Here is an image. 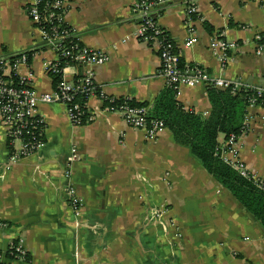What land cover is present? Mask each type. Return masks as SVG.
<instances>
[{
    "label": "crops",
    "instance_id": "obj_1",
    "mask_svg": "<svg viewBox=\"0 0 264 264\" xmlns=\"http://www.w3.org/2000/svg\"><path fill=\"white\" fill-rule=\"evenodd\" d=\"M32 0H0V57L38 49L20 76L33 74L42 93L54 91L45 61L56 53L42 49L39 30L27 13ZM135 0H75L65 22L82 44L106 53L101 66L83 65L67 77H87L113 98H132L151 107L166 90L157 50L136 38L140 19ZM199 42L188 38L184 6L173 1L159 13L160 26L178 46L182 66H199L211 75L264 86V0H197ZM207 26L214 29L213 33ZM238 43L222 66L210 45L215 35ZM185 108L208 117L212 105L200 85L182 88ZM95 121L74 126L66 108L41 104L46 146L10 164L6 131L0 122V253L6 264H264V226L179 144L168 128L150 141L120 115L104 112L88 99ZM252 132L242 139L241 157L264 180V107L251 110ZM220 135L218 142L225 141ZM81 160L72 181L83 201L79 222L69 205L64 170L71 149ZM166 174L169 178L166 179ZM169 181V184H168ZM22 241L28 260L8 256Z\"/></svg>",
    "mask_w": 264,
    "mask_h": 264
},
{
    "label": "built area",
    "instance_id": "obj_2",
    "mask_svg": "<svg viewBox=\"0 0 264 264\" xmlns=\"http://www.w3.org/2000/svg\"><path fill=\"white\" fill-rule=\"evenodd\" d=\"M75 0H55L49 4L47 16L41 13L40 7L43 0H32L27 8L28 16L34 26L40 32L41 42L45 49H51L56 53L55 61H45L44 71L51 75H61V80L55 85L54 91L50 93L39 92L33 83V74L27 77L20 76L19 70L22 66H28V56L25 52L16 54L18 56L13 62L7 60L0 68V122L6 131L8 148H10V164H16L20 160L40 152L45 146L46 121L39 114L41 104H59L66 108V113L74 126H84L95 121L98 111H90L87 104L77 102L79 95H84L87 100L97 97L102 103L104 112L118 114L133 129L144 131L146 138L150 141L156 140L165 130L166 125L162 120L149 121L146 107H132L127 103L117 105L121 98L107 96L94 80V73L90 72L83 78L80 85L68 79L69 70L76 69L78 65L101 66L109 61V56L98 50L83 46L82 49L72 46L62 52V56L71 57L76 64L61 65L60 51L63 49V41L72 35L68 31L59 32L57 27L65 24L66 13L70 10ZM178 1L186 13L185 24L188 30V38L184 43L185 48H192L199 42V36L195 22L199 17L197 0H135L134 14L140 19V26L136 34L139 41L154 47L159 55L160 75L164 78L166 88L175 92L176 98L181 96L182 88H195L204 86L208 89L229 91L233 95H241L246 101V114L238 134H230L225 141L218 142L215 156L225 164L231 166L241 176L252 180L258 189L264 192V180L250 171L241 157L242 139L252 132V124L255 116L251 110L264 107V86L250 85L241 79L218 78L199 66H181L178 46L159 24L158 15L168 3ZM43 22H48L50 30L43 28ZM222 34L214 36L210 48L213 55L222 66L228 64L230 53L239 48L238 43L221 37ZM77 41L81 38L76 37ZM256 43L259 51L264 45L260 41L264 38V32L257 33ZM75 50V52H73ZM16 77V78H14ZM130 100L132 98H124ZM81 160L76 147L71 149L68 164L64 170L67 178V195L69 205L79 222L83 201L78 196L72 181L73 166ZM169 174H166V179ZM169 184V181H168ZM8 256L18 257L25 260L28 256L22 241L13 243ZM6 255L0 253V264L5 263Z\"/></svg>",
    "mask_w": 264,
    "mask_h": 264
},
{
    "label": "trees",
    "instance_id": "obj_3",
    "mask_svg": "<svg viewBox=\"0 0 264 264\" xmlns=\"http://www.w3.org/2000/svg\"><path fill=\"white\" fill-rule=\"evenodd\" d=\"M54 1L43 0L40 10L44 17L48 14L49 4ZM42 26L50 30L48 22H43ZM57 29L59 32L68 31L72 35L69 39L63 41V49L60 51V63L61 65L71 64L75 66L76 64L71 60V57H63L62 52L72 46L82 49L84 45L81 41H77L76 38L81 37L66 23L60 25L59 28L57 27ZM207 30L210 33L214 32L211 26H207ZM218 34L220 35L222 32ZM260 43L264 45V38ZM41 44L42 49H45L43 43ZM38 51V49H35L25 52L28 56V65L31 64L34 55ZM15 55L0 57V68L7 60L13 62L18 57ZM80 66L82 67L83 65H78L76 68ZM1 73L0 70V76ZM52 77L55 85L61 80V75ZM82 80L83 77H77L74 83L80 85ZM207 91L212 105V111L208 117L191 110H185L178 102L175 92L168 88L157 96L151 107H149L148 103H137L133 99L127 100L124 98H121L116 104L123 105L127 103L132 107H146L149 121L162 120L166 125V129L168 128L172 131L175 140L179 144L187 146L207 172L264 226V192L258 189L252 180L241 176L239 172L215 156L220 135L228 137L230 134L239 133L246 114V101L243 96L233 95L229 91L216 89H208ZM77 102L87 104L88 100L84 95H79ZM25 260H28V256H26Z\"/></svg>",
    "mask_w": 264,
    "mask_h": 264
}]
</instances>
